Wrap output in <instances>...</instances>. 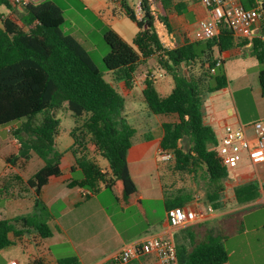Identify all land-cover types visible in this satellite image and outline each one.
Listing matches in <instances>:
<instances>
[{
    "label": "trees",
    "instance_id": "obj_1",
    "mask_svg": "<svg viewBox=\"0 0 264 264\" xmlns=\"http://www.w3.org/2000/svg\"><path fill=\"white\" fill-rule=\"evenodd\" d=\"M242 2L246 8L256 5V0ZM123 7V14L136 23L138 32L131 41H126L116 31L107 30L104 66L114 82H124L128 89L134 84L137 67L151 58L172 77L173 89L166 96L159 93L152 71L146 74L142 90L154 115L176 118L162 126L159 155L173 156L170 160L173 172H186L206 180L207 201L218 210L228 171L218 159L215 132L204 122V103L208 95L228 84L219 53L250 46L259 63L264 64V25L261 36L241 38L223 21L213 39L167 48L157 31V19L145 2L141 19L136 17L128 0H124ZM158 7V19L170 32L168 15L172 8H178L173 0H158ZM0 8L6 11L0 14V128L9 127L19 145L18 154L7 160L28 161L35 154L44 161V166L27 181L34 190L33 212L13 219L0 218V250L15 246L32 233L43 239L52 236L51 213L42 199V189L50 177L61 175L62 153L56 147V140L60 128L57 110L62 107L75 119L70 130L73 139L70 151L82 172V179L72 181L69 186L78 185L96 193L102 185L122 208L134 206L143 213L140 192L128 164V152L137 131L124 119V97L106 80L87 49L63 32L65 18L56 3L45 0L13 6L9 0H0ZM259 82L264 96V69L259 73ZM186 138L190 142L187 151L181 146ZM97 156L107 160L109 171L98 166L94 161ZM258 196L259 186L254 182L235 189L239 204L250 203ZM189 200L186 195L167 196L165 208L167 211L185 208ZM221 238L226 239L220 234L193 245L190 250L182 247L180 252L177 248L179 262H227L228 253ZM60 264L79 262L70 258Z\"/></svg>",
    "mask_w": 264,
    "mask_h": 264
},
{
    "label": "crops",
    "instance_id": "obj_2",
    "mask_svg": "<svg viewBox=\"0 0 264 264\" xmlns=\"http://www.w3.org/2000/svg\"><path fill=\"white\" fill-rule=\"evenodd\" d=\"M43 1L45 0H39L37 4ZM80 1L85 2V9L93 7L109 24L113 25L114 21L127 19L137 27L136 23L123 14L122 4L111 0ZM132 1L128 0L130 6L133 5ZM173 4L178 10L172 8L169 12L171 34L166 36L165 40L171 39L173 45L193 42V32L200 20L208 18V10L200 0H173ZM185 11L193 16V25L189 24ZM157 24L160 23L155 22L156 28ZM257 28H254L253 32L255 36H261L262 30L258 28L260 32H256ZM114 31L122 37L117 28ZM70 35L87 49L81 37ZM87 51L90 52L88 49ZM218 55L223 60L228 84L206 97L204 122L212 127L217 141L224 134V128L227 125L236 128L245 126L246 135L252 137L250 125L256 121L264 122V96L259 82V73L264 69V64L259 63L252 54L250 46L234 47ZM152 59L154 58L137 67L134 84L130 89L126 88L124 82H114L110 74H107L110 80L106 78L121 95L125 96L124 117L128 121H136L134 122L136 125L140 124L137 95L140 92L142 94L146 78L145 76L143 80L138 79V68ZM149 71L147 70L146 74ZM162 86L173 89V80L172 84L168 82L163 83ZM139 98L141 100V97ZM130 116L134 117L130 118ZM155 117L157 118H154L155 121L148 132L143 131L139 134L132 125L137 132L133 146L128 152L129 169L140 192L143 213L134 206L122 208L102 185L96 193H91L78 185L69 186L72 181L82 179V172L70 151L72 145L65 150L58 149L62 153L61 175L50 177L42 189V199L51 213L49 226L52 229V236L46 239L34 233L24 236L15 246L0 250V264H7L10 261H17L18 264H60L62 260L70 258H76L79 264H121L116 260V256L124 246L140 243L150 236L171 238L176 249L182 252V247L190 250L193 245L204 243L220 234L225 237L214 223L221 217L234 215L236 217L241 210L255 205L264 208V165H239L233 170H227L228 177L223 183L225 195L231 193L230 203L225 204L226 199L221 195L220 209L213 208V212L205 213L204 216L200 215L194 223L173 229L168 222L165 208L166 197L172 192L161 176L162 164L158 155L163 136L162 126L166 122L175 121L176 118L164 115H155ZM170 117L173 120H169ZM8 129L9 127L0 128V218L13 219L33 212L34 190L28 186L27 181L44 166V161L35 154L28 161L22 159L15 162L8 161V157L17 155L19 152V145L15 139H10ZM138 135L139 138H137ZM94 161L103 171H109L106 159L97 156ZM244 168L250 169L244 170ZM250 182L259 186V196L250 203L239 204L235 199V189ZM184 195L190 197L188 194ZM145 201L155 204L161 202L165 210L164 218L156 222L153 219L155 209H152L150 216L145 208ZM209 204L207 201L206 205H202L198 202V198L192 200L190 197L185 208L193 209L200 214ZM257 213L259 211L252 212L250 215ZM247 217L245 216L244 223ZM239 231L241 234L260 233L264 237V210L263 217L252 225L249 232L245 227H241ZM248 246L251 254V250L257 246L256 249L263 251L262 255L258 256L257 260L253 259L250 264H264V242L257 244L251 242ZM237 254L239 253L234 248L231 253L229 252L230 264H237L236 261H232ZM243 255L240 259L247 264L249 255L247 252ZM240 259L237 261H241ZM129 264H157V259L154 255H143Z\"/></svg>",
    "mask_w": 264,
    "mask_h": 264
},
{
    "label": "rangeland",
    "instance_id": "obj_3",
    "mask_svg": "<svg viewBox=\"0 0 264 264\" xmlns=\"http://www.w3.org/2000/svg\"><path fill=\"white\" fill-rule=\"evenodd\" d=\"M56 3L63 11V15L65 18V24L63 26V32L65 34H73L76 36L81 37L83 39L87 49L90 51V55L93 61L98 65L99 69L104 72L105 78L110 80V77L107 76L108 72L104 66L103 61L105 60L106 54L108 52V46L105 43L104 35L107 30H114L117 28L121 34L122 38L126 41H131L133 37L136 35L138 29L137 27L128 21H114L113 25L109 24L107 20L99 15L93 7L85 9V2L80 0H51ZM132 1V0H131ZM134 3V1H132ZM0 12L6 13L4 8H0ZM183 12V10H182ZM185 14L189 20V24L193 25L194 18L190 15L187 11ZM1 16V15H0ZM115 28H113V27ZM157 30L159 34L165 39L166 36H170L171 32L168 31L166 27L161 24H157ZM256 32H260L257 28ZM150 70L153 72L155 77V83L157 88L159 89L162 95H168L172 88H168L162 86L163 83H170L172 84V77L167 74L165 71L161 70L157 67V62L155 59H152L149 63L144 64L138 68V79L143 80L146 76V71ZM163 87V88H162ZM137 95V102L139 106V122L137 125L132 122L128 121L127 118L124 119L130 125H133L137 130L138 133L141 134L143 131L148 132L150 130L149 127L152 126L154 123L155 115L149 110L146 102L144 101L143 95L138 93ZM125 97L124 95H122ZM141 97V100L140 98ZM150 116V117H148ZM57 117L60 120V128H59V136L57 138V149L65 150L73 143V139L70 136V130L75 126V119L72 116L71 112L66 109V107H62L57 110ZM134 116H130L133 118ZM169 120H173V118H168ZM10 139L14 140L12 134L9 132ZM139 138V135L138 137ZM137 140V139H136ZM181 146L185 151H187L190 147V142L186 138L181 142ZM158 159L162 164L161 167V176L166 181L167 185L170 187L172 194L171 197L176 195H184L188 194L192 200L198 198V202L202 205H206L207 198L206 192L209 189L208 183L200 176H193L189 173H178L173 172V162L172 161H161V155H158ZM107 162V161H106ZM241 166H245V163H241ZM250 168H244V170H249ZM243 170V169H242ZM109 194H111L108 191ZM222 198H225V204L231 202V193H222ZM145 208L147 212L151 216L152 209H155L156 213L153 214V219L158 222L160 219L164 218V206L160 202L157 204L151 203L149 201L144 202ZM135 210V208H131ZM263 210L264 208L260 205H255L252 207H247L238 213L239 215L236 217L234 216H223L220 219L214 221L215 225H217V229L224 233L226 239L221 238L223 246L225 247L227 253H231L232 249H236L239 254L234 256V260L237 264H244L243 261L240 259L241 256H244L245 252L249 255L248 260L246 261L247 264H250L253 259L258 258V256L262 255V252L256 248L251 250L252 254L250 253L248 243H262L264 242V237L260 233H246L241 234L239 230L242 228H246L247 232L254 223L259 221L263 217ZM259 211V213L255 215H250L252 212ZM245 216H248L246 219V223H244ZM240 232V233H239ZM239 236V237H238ZM239 247V248H238ZM243 252V254H242ZM236 257V258H235ZM240 259L241 261H237ZM228 262V261H227ZM229 263V262H228ZM230 264V263H229Z\"/></svg>",
    "mask_w": 264,
    "mask_h": 264
},
{
    "label": "built area",
    "instance_id": "obj_4",
    "mask_svg": "<svg viewBox=\"0 0 264 264\" xmlns=\"http://www.w3.org/2000/svg\"><path fill=\"white\" fill-rule=\"evenodd\" d=\"M13 6H27L37 4L39 0H9ZM123 5L124 0H111ZM147 4L151 14L157 19L156 22L163 25L159 17L158 0H134L131 6L136 17L143 16V5ZM202 5L208 10L207 19L200 20L193 32V38L197 41L213 39L218 33L223 21L228 22L230 29L236 37L253 38V29H263L264 7L262 0H256V5L246 8L242 0H200ZM164 26V25H163ZM165 27V26H164ZM158 31V30H157ZM159 33V31H158ZM160 35V34H159ZM165 47H173L171 39L165 40L160 35ZM218 60L217 65H220ZM211 72H215L212 68ZM252 137L246 135V127H234L227 125L224 134L220 137L215 147L220 164L227 170L237 168L241 163L246 165H264V122L256 121L250 125ZM10 132V129H8ZM173 159L171 154H162L161 161ZM213 212V206L208 205L206 210L200 214L197 211L175 207L167 211V218L173 229L186 227L194 223L198 217L205 213ZM143 255H154L157 264H185L178 260L177 249L171 238L160 236H150L140 243H132L124 246L117 254L116 260L121 264H129ZM7 264H18L17 261H10ZM218 264H229L222 262Z\"/></svg>",
    "mask_w": 264,
    "mask_h": 264
},
{
    "label": "water",
    "instance_id": "obj_5",
    "mask_svg": "<svg viewBox=\"0 0 264 264\" xmlns=\"http://www.w3.org/2000/svg\"><path fill=\"white\" fill-rule=\"evenodd\" d=\"M185 74H186V72H185Z\"/></svg>",
    "mask_w": 264,
    "mask_h": 264
}]
</instances>
